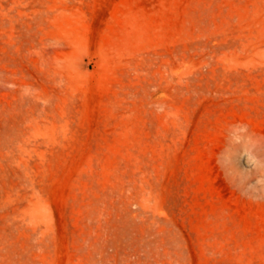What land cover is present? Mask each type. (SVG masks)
<instances>
[{
	"label": "rangeland",
	"instance_id": "rangeland-1",
	"mask_svg": "<svg viewBox=\"0 0 264 264\" xmlns=\"http://www.w3.org/2000/svg\"><path fill=\"white\" fill-rule=\"evenodd\" d=\"M0 264H264V0H0Z\"/></svg>",
	"mask_w": 264,
	"mask_h": 264
}]
</instances>
